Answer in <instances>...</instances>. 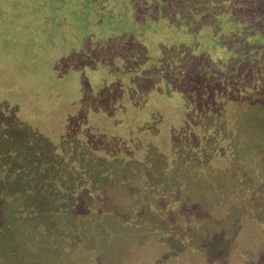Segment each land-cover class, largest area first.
Returning <instances> with one entry per match:
<instances>
[{"label":"rangeland","instance_id":"obj_1","mask_svg":"<svg viewBox=\"0 0 264 264\" xmlns=\"http://www.w3.org/2000/svg\"><path fill=\"white\" fill-rule=\"evenodd\" d=\"M39 1L30 4L29 0H5L0 6L1 84L8 81L10 73L22 72L29 56L35 57L34 52L43 56L45 51L76 48L87 38L85 34H93V26L95 31L102 27L92 21L96 14H89L91 0H45V6ZM101 21L118 30L113 16H103ZM38 44L48 45L43 49L46 45L41 48ZM209 53L213 60L228 55L224 47H213ZM29 66L33 67L31 60ZM34 93L37 98L31 97V90L26 96L19 94L18 107L0 101V234H14L23 224L19 234L22 240H12L11 254L6 243L0 242V264H158L157 255L168 251L164 243L158 244L159 236L149 232V223L153 222L173 228L181 240L188 242L181 247L186 252L165 255L161 264L178 260V264H205L192 254L196 252L193 244L204 246L213 257L228 253L231 256L225 264H264V93L237 101L226 116L217 111L214 120L210 116L208 126L202 121L204 113L197 119L174 123L171 130L158 136L157 144L149 139V144L154 142L161 148H156L158 153L155 148L149 152L153 168H148L152 171L148 175L154 184L159 183L157 191H162V186L167 189L161 194L168 211L163 215L171 221L167 225L148 212L143 219L136 217L137 221L129 218L137 213L136 203L143 210L149 202L153 195L149 190L139 197L128 191L125 194L119 186H103V176L91 181L82 175L76 181H67L68 186L62 185L56 161L73 169L78 168L74 158L102 161L107 169L108 163L105 165L98 153L110 149L107 130L112 126L99 128V134L89 124L85 126L77 116L80 104L73 100L74 95H42L40 100L54 101L43 107L35 102L42 91ZM165 114L162 112L163 118ZM39 115L42 118L37 119ZM55 118L58 121L53 122ZM154 124L143 127L144 137H152L153 126L161 129L158 120ZM207 129L212 136L205 139ZM173 132L179 135L168 136ZM58 152L57 160L54 153ZM64 157L68 159L66 165ZM154 167L170 171L168 178H158ZM131 171L128 178H136ZM114 176L112 173L109 180ZM86 189L89 195L84 198L85 205L90 204L100 214L70 202L73 192L83 194ZM233 215L235 224L228 225ZM168 240V247L180 250L172 239ZM246 250L257 256H249ZM238 252L242 254L236 258Z\"/></svg>","mask_w":264,"mask_h":264},{"label":"trees","instance_id":"obj_2","mask_svg":"<svg viewBox=\"0 0 264 264\" xmlns=\"http://www.w3.org/2000/svg\"><path fill=\"white\" fill-rule=\"evenodd\" d=\"M4 1H0L1 7ZM29 3L38 2L29 0ZM39 3L45 6L46 2L40 0ZM91 3L89 14H96L92 21L102 27L95 31L93 26V34H85L87 38H83L76 48L45 51L43 56L34 52L36 58L29 56L32 68L27 58L22 72L10 73L8 81L0 83V101L7 100V106L18 107L19 94L26 96L31 90V97L37 98L34 92L42 91L35 102L45 107L54 101L50 98L40 100L42 95L51 97L54 93V96L63 98L74 95L73 100L80 104L76 109L77 116L85 126L89 124L90 129L99 130L98 134L102 132L99 128L112 126L107 130L111 147L102 155L98 153L104 164L108 163L107 169L102 167V161L99 164L74 158L77 169L62 167L56 161L61 184L68 186L67 181L73 178L76 181L82 175L91 181L103 176V186L112 189L119 186L125 194L128 191L140 195L149 190L153 195L146 202L148 204L142 210L141 204L135 202L137 213L129 218L137 221L136 217L143 219V214L148 212L149 215L155 214L165 225L171 224L168 216L163 215L168 211L161 194L167 189L162 186V191H157L159 183L154 184L148 175L153 168L149 164V152L157 148L158 136L171 130L174 123L192 120L191 117L197 119V115L205 113L202 121L208 126L207 123L212 122L210 116L214 120L217 111L221 110L226 116L237 101L251 100L264 93V0H91ZM103 16H113V23L118 22V30L101 21ZM38 45L41 48L46 45L43 46L45 49L48 44ZM213 47H224L228 55L213 60L209 53ZM159 110L166 113L164 118ZM155 120L159 121L161 129L153 126L155 133L152 137L147 133L148 137H144L142 132L146 131L143 127L155 125ZM118 128L128 131L119 133ZM36 130L40 131L39 128ZM208 131L205 130V139L212 136ZM176 135L179 133L168 136ZM149 139L156 144H149ZM172 141L173 138L168 143ZM157 149L156 153L160 151ZM59 153H54L57 160ZM67 160L64 157V165ZM131 169L135 172L134 179L128 178L133 172ZM154 169L158 178H168L170 171ZM73 170L75 174H72ZM112 173L115 176L109 180ZM88 190L83 194L73 192L69 200L73 205L79 203L85 210L100 214L90 204L85 205ZM6 221L2 220L4 224ZM235 221V215L231 216L228 225L235 224ZM21 225L16 227L14 234L8 232L5 237L0 234V242L6 243L10 254L12 240H22V235L19 236ZM149 226V232L159 236L157 243L160 246L164 243L162 246L168 251L157 255L158 264L165 255L172 257L186 252L181 247L188 242L181 240L173 228H164L157 222L149 223ZM168 239H172L171 243L178 245L180 250L175 246L168 247ZM133 241L139 243L136 239ZM192 248L193 252L196 251L192 254L200 258V263L225 264L231 256L223 251L219 257H213L198 244H193ZM247 252L249 256H257ZM239 254L242 252H238L236 258ZM178 263L179 260L173 264Z\"/></svg>","mask_w":264,"mask_h":264}]
</instances>
